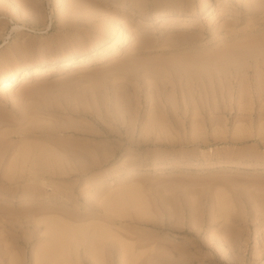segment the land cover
Wrapping results in <instances>:
<instances>
[{"label":"rangeland","instance_id":"rangeland-1","mask_svg":"<svg viewBox=\"0 0 264 264\" xmlns=\"http://www.w3.org/2000/svg\"><path fill=\"white\" fill-rule=\"evenodd\" d=\"M11 71L0 264H264V0H0Z\"/></svg>","mask_w":264,"mask_h":264},{"label":"bare ground","instance_id":"bare-ground-1","mask_svg":"<svg viewBox=\"0 0 264 264\" xmlns=\"http://www.w3.org/2000/svg\"><path fill=\"white\" fill-rule=\"evenodd\" d=\"M208 2V0H205V3H207ZM189 14H195V11H192L191 13L190 12H188ZM163 16V14H159V15H155L154 17H157V18H160V17H162ZM23 46V45H22ZM21 48H23V47H21ZM226 54V53H225ZM224 53L222 54V56H224L225 55ZM218 57H220V56H218ZM226 56H224V57H222V59L223 58H225ZM220 60H221V58H220ZM65 62H69V59L67 60V61H65ZM83 62V61H82ZM184 62H186V61H184ZM184 62H182L181 64L183 65V64H185V66H186V64H188V63H184ZM42 64V62H37L32 68H31V75H35L36 77H40V76H42L44 73L40 70V68H39V66ZM181 64H180V66H181ZM189 65H191V64H189ZM178 67V66H177ZM186 68H187V66H186ZM189 68V67H188ZM82 70V69H81ZM23 72H26V68H24L23 70H22ZM28 72H26L25 74H22L21 75V78L22 79H24V78H26L27 77V74ZM15 72L14 71H11L10 73H8L7 74V77H6V79L4 80V81H2L1 83H0V90H4L5 88H8L9 86H11L12 84H13V80H15L16 79V77H15ZM38 158H40V157H38ZM41 160V159H40ZM42 161V160H41ZM41 161H39V162H37V163H40ZM53 238V240H55L56 241V238H54V237H52ZM52 240V241H53ZM60 241L59 240H57V243L55 244L56 246H53L54 244H51V245H48V246H51V247H53V249L51 248V249H48V247H47V250H51V251H55V252H57V250H60V244H58ZM53 243H55L54 241H53ZM57 245H58V248H56L57 247ZM62 245V244H61ZM46 247H44V250L46 251ZM43 253L45 254V253H49V251H47V252H44L43 251ZM54 253V252H53ZM57 253H59V251L57 252ZM50 254V253H49Z\"/></svg>","mask_w":264,"mask_h":264}]
</instances>
